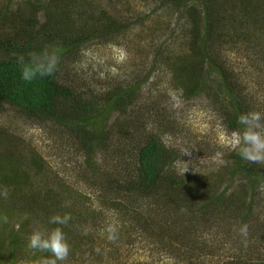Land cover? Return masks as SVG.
<instances>
[{
    "label": "trees",
    "instance_id": "1",
    "mask_svg": "<svg viewBox=\"0 0 264 264\" xmlns=\"http://www.w3.org/2000/svg\"><path fill=\"white\" fill-rule=\"evenodd\" d=\"M101 2L0 0V110L10 108L26 121L53 124L73 141L82 155L83 182L106 210L118 214L120 234H139L182 263L202 264L204 258L228 251L227 258L216 264H264V221L256 220L264 164H250L232 151L222 172L200 180L179 174L173 169L175 149L162 134H148L147 126L136 118L134 108L146 79L117 83L100 94L67 78L68 66L85 46L116 42L134 26ZM161 4L178 10L189 27L188 48L170 65L175 67L174 82L180 78L184 98L206 96L230 132L242 127L241 113L264 112L242 85L228 55L239 52L243 44L263 40L264 0H161ZM45 50L57 51V72L23 81L18 58L27 61L30 54ZM17 145L13 133L0 130V191L8 192L6 198L0 196V216L7 220L22 216L17 226L0 221V264H40L51 256L27 246L38 224L48 232L62 228L70 245L67 263L111 259L105 241L97 238L104 221L88 205L92 195L84 197L54 176L35 151L16 159ZM221 180L226 182L223 189ZM66 213L71 215L67 225L49 223L51 216ZM245 225L247 235H242Z\"/></svg>",
    "mask_w": 264,
    "mask_h": 264
},
{
    "label": "rangeland",
    "instance_id": "2",
    "mask_svg": "<svg viewBox=\"0 0 264 264\" xmlns=\"http://www.w3.org/2000/svg\"><path fill=\"white\" fill-rule=\"evenodd\" d=\"M101 4L118 19L134 26L116 42H93L85 46L76 62L68 66L67 78L100 94L117 83L146 79L142 99L134 108L136 118L144 127L147 126L148 134H162L164 142L178 153L173 169L180 174L182 169L188 167L184 174L198 180L222 172L228 164L227 156L234 151L227 143L231 132L206 96L184 98L180 78L174 82L175 67H170L173 58L188 48L189 27L186 18H181L179 11L172 6H163L161 0H102ZM254 42L243 44L239 52L232 50L228 55L242 85L252 93L260 106H264V61L261 51L264 38L261 44ZM157 54L161 57L158 56L155 61ZM160 120V123H164L158 124ZM0 130L13 133L17 138V150L13 153L16 159L21 161L30 151H35L54 176L58 174V179L70 184L72 189L76 188L84 197L92 195L93 199L88 205L98 212L96 217L104 221L96 232L97 238L98 241H105L103 246L107 247L111 257L99 264H120V259L121 264H187L178 262L161 245L139 234H120L118 226L117 239H108L107 228L120 223L118 214L106 210L83 182L82 155L57 126L26 121L16 111L7 108L0 110ZM221 135L224 136L223 141ZM186 152L188 154H184ZM221 182L223 185L219 187L223 189L226 182ZM260 190L258 222L264 221V186ZM21 219L18 213L4 224L17 226ZM37 230L45 235L48 232L41 224L36 226ZM224 253L226 251L212 258H204L202 264L222 262L229 255L228 251ZM85 262L78 259L76 262L64 261L63 264H90L89 260Z\"/></svg>",
    "mask_w": 264,
    "mask_h": 264
},
{
    "label": "clouds",
    "instance_id": "3",
    "mask_svg": "<svg viewBox=\"0 0 264 264\" xmlns=\"http://www.w3.org/2000/svg\"><path fill=\"white\" fill-rule=\"evenodd\" d=\"M20 76L25 82H31L36 77L53 76L58 70L59 55L55 50H45L41 53H32L25 61L23 56L18 58ZM238 123L242 127L230 133L227 140L229 147L237 151L239 156L250 164H264V112L248 111L238 116ZM221 140L224 136L221 135ZM188 154V152L184 153ZM187 164V163H185ZM188 167L182 169L184 175ZM0 196L7 197L6 190L0 191ZM71 220L70 214L63 216L56 214L49 218V223L54 225H67ZM0 221L7 222L6 216H0ZM117 225L112 224L107 228L108 239H117ZM241 234L247 235V226L241 228ZM28 248L51 253L48 258H42L40 264H63L70 254V245L61 227H56L46 235L34 231L28 237Z\"/></svg>",
    "mask_w": 264,
    "mask_h": 264
}]
</instances>
